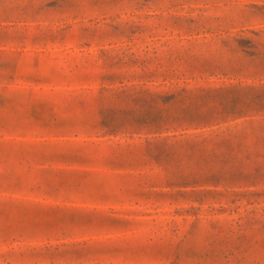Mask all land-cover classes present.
<instances>
[{"label":"rangeland","instance_id":"rangeland-1","mask_svg":"<svg viewBox=\"0 0 264 264\" xmlns=\"http://www.w3.org/2000/svg\"><path fill=\"white\" fill-rule=\"evenodd\" d=\"M0 264H264V0H0Z\"/></svg>","mask_w":264,"mask_h":264}]
</instances>
